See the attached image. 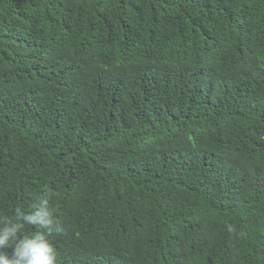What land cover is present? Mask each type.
Instances as JSON below:
<instances>
[{"label": "trees", "instance_id": "obj_1", "mask_svg": "<svg viewBox=\"0 0 264 264\" xmlns=\"http://www.w3.org/2000/svg\"><path fill=\"white\" fill-rule=\"evenodd\" d=\"M45 189L57 264H264V0H0V216Z\"/></svg>", "mask_w": 264, "mask_h": 264}, {"label": "clouds", "instance_id": "obj_2", "mask_svg": "<svg viewBox=\"0 0 264 264\" xmlns=\"http://www.w3.org/2000/svg\"><path fill=\"white\" fill-rule=\"evenodd\" d=\"M54 195L45 189L28 210L18 207L0 216V264H57L58 253L50 237L61 234L63 224L51 203ZM30 228L35 230L27 231Z\"/></svg>", "mask_w": 264, "mask_h": 264}]
</instances>
